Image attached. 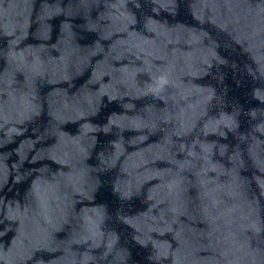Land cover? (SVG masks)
<instances>
[{"label":"water","instance_id":"obj_1","mask_svg":"<svg viewBox=\"0 0 264 264\" xmlns=\"http://www.w3.org/2000/svg\"><path fill=\"white\" fill-rule=\"evenodd\" d=\"M0 264H264V0H0Z\"/></svg>","mask_w":264,"mask_h":264}]
</instances>
